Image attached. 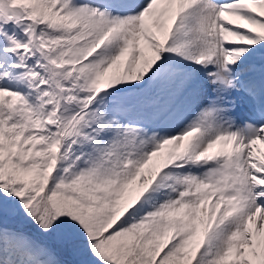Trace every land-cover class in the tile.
Masks as SVG:
<instances>
[{"label": "snow or ice", "instance_id": "obj_1", "mask_svg": "<svg viewBox=\"0 0 264 264\" xmlns=\"http://www.w3.org/2000/svg\"><path fill=\"white\" fill-rule=\"evenodd\" d=\"M264 0H0V264H264Z\"/></svg>", "mask_w": 264, "mask_h": 264}, {"label": "rangeland", "instance_id": "obj_2", "mask_svg": "<svg viewBox=\"0 0 264 264\" xmlns=\"http://www.w3.org/2000/svg\"><path fill=\"white\" fill-rule=\"evenodd\" d=\"M261 148H264V146H261Z\"/></svg>", "mask_w": 264, "mask_h": 264}]
</instances>
